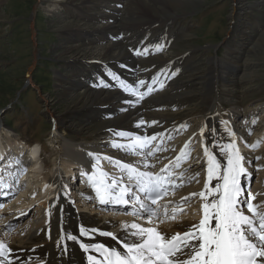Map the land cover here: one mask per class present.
I'll return each instance as SVG.
<instances>
[{"label":"snow or ice","instance_id":"6c2138e0","mask_svg":"<svg viewBox=\"0 0 264 264\" xmlns=\"http://www.w3.org/2000/svg\"><path fill=\"white\" fill-rule=\"evenodd\" d=\"M162 50V46L155 48L156 52ZM147 52L148 49L137 50L135 54L140 56L146 55ZM114 79H119V77H114ZM158 80L159 77L154 78L153 83ZM145 86L146 82L141 80L139 87ZM161 87H163L162 83ZM153 90L151 85H147V92L143 93L138 89H127L129 94L136 96L138 100H143ZM143 123L141 121V124ZM224 124L225 131L231 140L229 144L217 145L224 156V161L218 160L211 150L205 147L207 176L203 190L183 197L178 204L173 206L159 204V201L168 196L170 192L174 193L175 189L185 186L184 174L175 172V169L180 168L182 159L186 161L190 156V142L184 145L181 154L171 162V167L165 165L157 173L140 171L132 164L122 163L107 156L103 157L126 175L127 182L121 177L111 176L103 171L100 167L101 157L94 158L95 164L91 169V174L82 173V175H86L89 186L95 193V200L100 205L119 207L132 205L134 211L127 214L143 218L141 213H146L145 222L151 225L153 221L164 223L168 220H176L177 210L185 211L183 207L185 202L190 203L193 198L198 197L203 203L201 205L202 218L198 223L186 227L182 233L166 234L157 230L158 225L157 227H142L136 223L123 226L126 233L123 241L110 232H99V235L110 237L115 241L119 249L101 243L93 245L80 243V249L88 254L87 264H264V202L254 204L253 201L259 194L253 195L247 183L242 187L241 177H244L246 182L251 177L244 166L245 157L240 154L236 145L235 134L229 130L227 121ZM182 128L186 130V126ZM206 131L214 133L215 129L209 130L205 126L201 129V136ZM116 135L129 138L127 133ZM157 138L156 135L143 138L130 137L133 143L124 145L113 142L112 147L136 156L143 153L142 167L154 168L155 164H149L147 157L155 156L156 151L160 150L158 145H153ZM262 142L264 140L245 146L255 151ZM89 155L92 154L89 153ZM174 176L181 183H176L173 180ZM198 178L199 174L195 177H188L187 180L190 183L193 179L198 181ZM213 180L217 181L215 185H212ZM7 187L9 185L0 179V191ZM47 187L45 185V188ZM246 192L247 197H245ZM137 205L138 207H135ZM153 205L157 207L153 208ZM170 207L171 211H169ZM245 209L251 215H246ZM80 235L94 239L83 227L80 228ZM67 239L75 241L76 237L69 235ZM63 250L67 251L66 248ZM9 251L7 244L0 242V257H3L0 264H5ZM8 264L12 262L9 261Z\"/></svg>","mask_w":264,"mask_h":264},{"label":"bare ground","instance_id":"6f19581e","mask_svg":"<svg viewBox=\"0 0 264 264\" xmlns=\"http://www.w3.org/2000/svg\"><path fill=\"white\" fill-rule=\"evenodd\" d=\"M138 2H140L139 4L143 3L142 0L130 1V3H132L133 9L136 10L145 9L150 16L153 15L164 18L165 15L171 16L172 14H176L178 12L184 11L187 9V7H195V8L200 7L199 5H201L202 0H150V2L147 1L146 3H143L146 5L145 7L138 6L139 5ZM106 8H107L106 6L102 7V11H104ZM109 9L112 12L114 11L112 10V8ZM168 11H172V12H168ZM243 16L247 17V14H244ZM70 27L71 26L69 24L66 25L63 32H67L68 30L70 31L71 29ZM238 29H239L238 27H235V33H237ZM237 35H233V36H236L234 38L238 42H241L242 41L241 35L240 36ZM228 41L232 43L231 37L228 39ZM262 43L263 45H261ZM263 48H264V33L260 35L259 39L257 40V43L253 45L249 54H252V52L253 54H256L260 49ZM76 49L77 46H73V45H69L66 47V50L70 52ZM97 49H98L97 54L116 53V52L122 53L119 47L109 46L108 44H106L98 48H88L90 53H88L87 55L94 54L95 50ZM114 56L115 55L112 54L109 57H114ZM31 69L32 68H30L29 70ZM59 79L62 81H67L66 77L62 75L59 76ZM178 84L185 85V83L181 84L179 82ZM73 85L74 84H70V89L67 90L66 92H61L60 95L62 99H65L66 101L69 102V105L66 103L68 105L67 109H76V110L67 111L64 114L65 118L55 117L53 113L50 110H48V113L51 116V119L55 123V127H56L54 130L55 133L53 135V139L58 144L57 156L59 157L65 155L70 158H73L74 156L77 155L76 153H74V151L76 150V146L78 144H81L83 141L85 142L90 141L99 132H101L102 129L108 126L107 122H104L101 126L97 127L96 128L97 131L89 137L87 135L91 134V132L86 134L90 130L88 131L86 130L85 124L81 123L79 125L73 126L70 129L67 128V125L62 126L57 124L58 120H60L61 123L62 121L65 120L67 121V123L73 121L79 113V108L76 106H79L80 108L83 106L87 107L90 104V102H96L97 100H100L103 97V95H100L99 92H89L86 89H84L79 93H75V92H74L75 94H73V92L70 93L71 87ZM244 90H247V87L242 89L241 91L227 90L228 92H226V96L229 97L230 106H231V108H229L227 111H229L231 114L237 112L236 110L233 109H241V111L244 112L247 111L249 103L250 101H252V99H250V97L248 96V91L244 96H240V94ZM218 91L219 90L217 89V87L214 86L213 89H211L208 92V94H206V96L195 95V94H187V95L183 94L184 96L180 97L179 100H172L170 104H167L168 107L177 104L178 106H182L181 107L182 110L178 109V111L174 113L172 112L162 113V111H153L150 112L149 115L147 114L148 115L147 117L152 118V120H154L156 124H159L162 121L159 119L168 118L167 121H164L166 124H169L170 126H178V125H182L183 121L187 118H193L199 116L201 120V124L199 126H196L197 127L196 133H198V135H201V129L204 128L205 126L209 130L215 129L214 133L211 131H206L202 137H204L205 135L208 136V141L205 147L209 148L213 153V155H215L218 160L223 161L224 157L221 153L220 148L217 147L218 144L223 145V141L226 142V138L223 137V126L221 125V122H223V118L219 117L218 115L216 116L212 115L209 119H207V116L211 112L213 113V111L216 110L217 107L222 106L223 104L222 100L219 99V94H217L219 93ZM211 94H215V95H211ZM163 96L164 99H167V98H171L174 95H169V92H167L163 94ZM105 97L106 99L109 98V96L107 95H105ZM152 100H153L152 101L153 104L155 105V108L158 109H162L163 107L161 105L166 104V103H159L156 99H152ZM202 106H204V108ZM222 114L223 113H220L219 115ZM118 119L119 120L116 121V124H119L127 120L123 118H118ZM225 120L227 121V123H232L228 116L225 117ZM100 122L101 121H99V123ZM64 123L65 122H63V124ZM239 125L243 129V125L242 124ZM3 130L4 129L0 130V134L2 133ZM255 133H256L255 135L263 137L264 130L257 129ZM82 135L86 136L85 137L86 139L80 137ZM182 137L183 136H179V138ZM3 140L9 143L16 142V140L11 141L12 139L10 138ZM3 140L0 137V148L2 146ZM262 150L264 152V147ZM35 154L36 152L34 153V155ZM241 155L244 156L245 159L249 158L252 160L256 159L257 161H264L263 156L257 159V157L256 158L251 157L250 154L245 152H242ZM62 163L63 162L56 163L54 161L53 164L51 165V168L49 169V177L47 176L41 177L45 179H51L52 184L55 186L53 190L47 192L46 194L47 199H45L46 202L41 206V209L37 211V214L31 220L30 225L34 227L35 231L32 232L29 236H22L16 234L9 235L7 233L0 234V242L6 243L8 249L10 250L9 253H7L8 255L7 257L10 261H12V264H87L86 257L88 254H86L82 249H80L79 247L80 243H84L85 245H93V244L101 243L104 244L105 246L115 247L119 249V245H117L115 241H113L110 237L99 235V232H110L116 235L117 239L123 241V238L126 236L123 226L127 224L136 223L142 227H157L158 225L157 227L158 231H161L162 233H166V234H176L177 232L182 233L186 227L198 223L199 220L202 218L201 205L203 201H201L198 197L193 198V200L190 203L185 202L183 206L185 211L180 212L179 210H177L179 212L176 220H168L163 224H161V226L160 224H158L157 221H153V224L151 225L147 224L145 222L147 217H145L146 219L140 221L131 220L130 218L112 217L111 215H109L110 213L106 214L101 211L98 212L96 209H89L88 205L83 204L81 199L77 200V203L71 206L68 203L67 197L65 196L60 197L62 190L61 192L57 193V195L54 194L58 186L64 184V181L61 179L59 172ZM199 168H201L203 171L201 174L200 181L193 179L190 182V185L185 186L180 191L170 195L168 199L165 200L170 202L171 204L170 206L178 204L183 197L189 196V194L191 193H198L201 190H203V185L206 181V176H207L206 163L203 153L201 156L196 157L195 161L188 168L187 171L188 176L195 177L198 174L197 169ZM104 171L108 172L111 176H116L114 173H112L113 171L109 169ZM216 183L217 181L215 180L212 181V185H215ZM255 190L256 192L254 195L256 194L259 195H257L254 203L263 202L262 199L264 198V195L261 192L260 182L256 184ZM209 199H211V197ZM16 201L17 198L13 199L11 204H15ZM169 211H171V207L169 208ZM245 214L250 215L246 211ZM81 227H83L86 231H88L90 233V236L94 237V239L81 236L80 235ZM92 230H96V231H92ZM129 231H131V229H129ZM69 235L75 236L76 240L73 241L67 239ZM65 248L67 249V251L63 250ZM92 255H96V254L92 253Z\"/></svg>","mask_w":264,"mask_h":264},{"label":"rangeland","instance_id":"374dc122","mask_svg":"<svg viewBox=\"0 0 264 264\" xmlns=\"http://www.w3.org/2000/svg\"><path fill=\"white\" fill-rule=\"evenodd\" d=\"M79 1L80 0H76V2H79ZM147 1L150 2V0H147ZM147 1L146 0H142L143 3H146ZM73 3H75V2H72V4ZM139 3L140 2H138V4ZM143 3L139 4L138 6L145 7L146 5L143 4ZM206 4H208L210 6L207 9H205L204 11H202V13L200 15L196 16V17L202 18V21L199 22L201 26L196 30V33H195L196 36H193V35H191L189 33H187V35H184V34H181V33L177 32L176 30L171 31L173 34H177V40L174 42V45L171 47V49L169 51V54H168V57H173V56H176V54L179 55L181 53H184V51L189 50L190 52L186 56V57H188V62L189 61H193L194 58H198V61H197L198 62V66H197L198 75H200L201 78H203V79L211 78V80H212L213 78H215V79L217 78V81L219 80L218 83L220 84L221 80L218 77L221 74L220 73H211V74L209 73L210 67L208 66V62H209V59H210L209 56L212 54V50H207V51L203 52V49H198V50H200L202 52V54H200L198 51L195 52L194 54H192L195 51V48L192 47V45H193V43H199V42H201L203 40H207L210 43L218 41L220 39L221 35L224 33L227 21L225 20V18H226L225 11L222 10L221 0H220L219 3H214V4H213L212 0H205V1L202 0L201 5H199L200 7H196V8L195 7H187V9L184 10V11L178 12L176 14H172L171 16L170 15L169 16L165 15L164 18L168 17L169 20H170V18H172L171 22H173V17H175L177 15H181V14H186L187 12H191V11L196 12L197 10L203 9V6L206 5ZM154 6H155V4H154ZM132 10L136 11V9H133V8H132ZM168 12H172V11H168ZM146 13H147L146 16H150L147 11H146ZM10 17H12V15L11 16L10 15L9 16H5V15L2 16V18H7V19L10 18ZM157 17H159V16H157ZM192 19L196 20L195 17H193ZM0 21H6V20H0ZM61 22H63L65 25H61V26L56 27V30L59 31V32L60 31H64V28L68 24L71 26L70 28L74 27V25L76 24L75 22L72 23L71 20H69V21H61ZM75 26L78 27L79 25H75ZM242 27L237 30L236 34L239 35L242 32ZM254 32H257V40H258L260 35L262 33H264V28L259 27V28L255 29ZM65 35L66 36H71V37H68V39L72 38V34L69 32V30L67 32H63V34L61 36H59L58 38L62 39ZM245 35L246 34H244V36ZM231 39H232V44H239L240 45L241 42H238L233 36H231ZM257 40L256 41H252V42L247 44L248 48L245 49V50H247V51L249 50V51L246 53V56L243 58V60L238 62V64H239V69L238 70L240 72L239 74H237L239 76V78L237 79L238 82L235 83V85H233V84L230 85L231 88H234V90H236V91H239V90L241 91L242 89L247 87V90H244L240 94V96H244L246 94V92L248 91V96L250 97V99H252V101L253 100H264V48L260 49L258 51V53H256V54H253V52H252V54H249V52H250L251 48L253 47V45L257 43ZM191 42H193V43H191ZM27 45H28V48H29L28 40H27ZM261 45H263V43ZM73 46H76V45H73ZM98 47H100V46H96V47H93L91 45L87 46V47H85L87 49L82 51V53L88 54V53H90L88 48H98ZM45 53H47V52H45ZM95 53L96 54L98 53V49L95 50L94 54ZM191 54H192V56H191ZM0 58L8 59L9 58V54L4 55L2 53V54H0ZM64 58H66V57H63V59ZM29 62H30V60L26 61V64L29 63ZM26 67L27 66H24L23 68H20L16 72H14V71L7 72V74H6L5 71L1 72V75H0V110H2V108L6 106L3 109L4 112L2 113V116H4L3 118H4L5 121H8L10 119V116H11V113H12L11 111L14 108L16 110H18V111L19 110H23V109L31 110V109L34 108V106L31 105V104L34 103L33 100L30 101V99H28V102L30 101V103H29L30 105L28 103H24V101H23L24 99L22 97H21V100L19 101V98L22 95V92H21V90L18 91L17 89L19 88L18 86L21 85L22 78L19 77L20 81H17L16 79H11V77L13 75L15 77H17L18 74L22 75L23 71L25 72ZM50 67H51V64H49V62H47V63L44 64V71L42 72V74L38 73L39 74V79L38 78L37 79L45 87H47L46 83L47 84L50 83L51 79L53 78L52 73L48 72L50 70ZM193 71H194V69H193ZM12 72H14V73H12ZM49 74H51V76H49ZM187 74H189V71L187 72ZM59 76H56V78L59 79ZM195 83H200L203 86V80H200L199 82L195 81ZM189 84H191V82L189 80H187L185 82V85H182V87L179 88V91H177L178 93H170L169 92V95H174V99H172V98L164 99L163 98L164 97L163 94L159 95L158 97L152 98V99H156L159 103H168V104H170V102L172 100H179L180 97L184 96L183 94H185V95L188 94L186 89L188 88ZM213 87L214 86L208 88L207 90H203V87H200V88L195 89L193 91H192V89H190L188 92L190 94H198L199 93L198 95H205L206 96V94H208V92L211 89H213ZM42 90L45 93L44 95H45V98L47 99L48 102L47 103L45 101H40L39 102L40 108H41L40 112L43 113L44 116H45V121L42 124L41 131H46L47 132V129L49 128V123H48L49 117L47 116L46 110H45L47 107L48 108L50 107V109L54 113L53 115L55 117H59V118L64 117V114L67 111H73V110H76V109H67V107L69 105V102L66 101L65 99L61 98V95H60L61 92L60 91L58 93L56 92L58 90V88L56 87L55 82H52V90L51 91L44 90L43 88H42ZM182 90H183V92H182ZM77 91L78 90H75L74 85H73L71 87L70 93L73 92V94H75V93H79V92H81L83 90H80L78 92ZM28 92L29 91H26V94ZM63 92H66V91H63ZM195 92H198V93H195ZM218 92L219 93H217V94H219V99H220L221 92L220 91H218ZM105 95H107V94H104L102 98L106 99ZM110 95H107V96L110 97ZM211 95H215V94H211ZM152 99H149V100H147L145 102V109L146 110L147 109L152 110L150 112L162 111V113H171V112H168V109H164V107L162 109L154 110L155 109V105L153 104V102H152L153 100ZM97 101H99V100H97ZM97 101L96 102H90V104L87 107L83 106V107L80 108L79 106H76V107L79 108V112L81 110V114H82V118H83L82 120H80L78 118V115H77L75 117V119H77V120L74 119L73 121H70L69 123H67L66 120L62 121V123H61L60 120H58L57 124L62 125V126L67 125V128L70 129L73 126H76V125H79V124L82 123V124H85V127H86L87 131L90 130L91 127L89 126L90 124L87 123L86 118L94 119V117L90 116L89 110L92 111L94 109V107L97 105ZM191 103H193V102H191ZM223 105H224V103H223ZM262 105H263V103L259 104V106H262ZM202 107L204 108V106H202ZM177 111L178 110H176V112ZM63 112H65V113L61 114ZM150 112H149V114H150ZM162 120L167 121L168 118H164ZM191 121H193L192 118H191ZM63 122H65V123L63 124ZM97 122L95 124L96 128L101 126L104 123V121H101L100 123H99V121H97ZM194 128L197 129L196 125H194ZM257 129L260 130L259 128H257ZM96 131H97V129L95 131H92L91 134H88L87 136L90 137ZM0 137L2 138V140L5 139L2 136H0ZM80 137L86 139L85 138L86 136L82 135ZM11 141H15V140H11ZM57 154H58V152H56V156H57Z\"/></svg>","mask_w":264,"mask_h":264}]
</instances>
